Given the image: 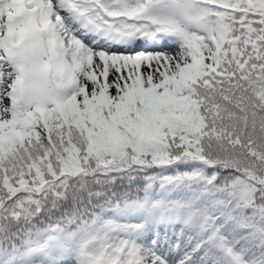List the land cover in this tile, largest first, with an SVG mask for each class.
<instances>
[{"label": "snow or ice", "instance_id": "6c2138e0", "mask_svg": "<svg viewBox=\"0 0 264 264\" xmlns=\"http://www.w3.org/2000/svg\"><path fill=\"white\" fill-rule=\"evenodd\" d=\"M0 264H264V0H0Z\"/></svg>", "mask_w": 264, "mask_h": 264}]
</instances>
